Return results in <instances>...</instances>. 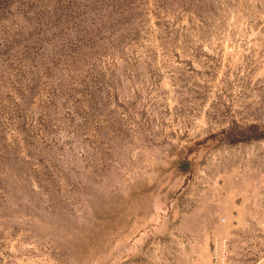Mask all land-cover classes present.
<instances>
[{
    "label": "rangeland",
    "instance_id": "1",
    "mask_svg": "<svg viewBox=\"0 0 264 264\" xmlns=\"http://www.w3.org/2000/svg\"><path fill=\"white\" fill-rule=\"evenodd\" d=\"M189 164L249 195L208 245L172 213ZM215 239L264 264V0H0V264H215Z\"/></svg>",
    "mask_w": 264,
    "mask_h": 264
},
{
    "label": "crops",
    "instance_id": "2",
    "mask_svg": "<svg viewBox=\"0 0 264 264\" xmlns=\"http://www.w3.org/2000/svg\"><path fill=\"white\" fill-rule=\"evenodd\" d=\"M189 166V170L181 169L179 175L183 179L190 176V186L173 192L172 213L174 219L183 222L182 226L185 227L186 222L189 223L188 225L193 228V231H190L191 235L197 234L198 229H201L200 238L203 244L208 245L211 233H222L227 227H234V223L242 219L243 213L248 209L247 205L250 204L249 195H246L244 188L226 194L222 193L221 187L200 188L191 179L193 165ZM223 213L226 219L222 223Z\"/></svg>",
    "mask_w": 264,
    "mask_h": 264
},
{
    "label": "built area",
    "instance_id": "3",
    "mask_svg": "<svg viewBox=\"0 0 264 264\" xmlns=\"http://www.w3.org/2000/svg\"><path fill=\"white\" fill-rule=\"evenodd\" d=\"M214 244H215V247L217 249L215 252V255H214V263L218 264L220 262L219 256H220V248H221L220 244H221V242L219 241V239H215Z\"/></svg>",
    "mask_w": 264,
    "mask_h": 264
},
{
    "label": "trees",
    "instance_id": "4",
    "mask_svg": "<svg viewBox=\"0 0 264 264\" xmlns=\"http://www.w3.org/2000/svg\"><path fill=\"white\" fill-rule=\"evenodd\" d=\"M187 164H188V162H185L183 167L187 168V166H188Z\"/></svg>",
    "mask_w": 264,
    "mask_h": 264
}]
</instances>
